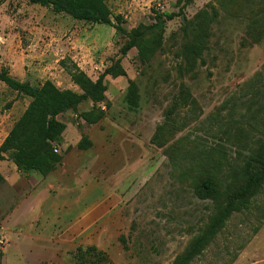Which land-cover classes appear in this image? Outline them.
<instances>
[{
  "label": "rangeland",
  "instance_id": "1",
  "mask_svg": "<svg viewBox=\"0 0 264 264\" xmlns=\"http://www.w3.org/2000/svg\"><path fill=\"white\" fill-rule=\"evenodd\" d=\"M129 2L107 0L122 34L58 17L65 28L52 36L51 9L0 0V74L40 88L49 74L33 66L45 58L66 69L58 88L81 94L69 74L77 64L36 53L72 49L73 35L101 49L95 62L106 67V101L59 117L63 161L47 176L53 197L75 205L76 237L63 221L55 240L24 243L37 264H264V187L235 206L264 145V0H155L133 19ZM29 104L0 81V146ZM29 189L0 185V224Z\"/></svg>",
  "mask_w": 264,
  "mask_h": 264
},
{
  "label": "trees",
  "instance_id": "2",
  "mask_svg": "<svg viewBox=\"0 0 264 264\" xmlns=\"http://www.w3.org/2000/svg\"><path fill=\"white\" fill-rule=\"evenodd\" d=\"M32 5L51 9L56 15L69 17L77 22L92 25H106L123 33L122 19L117 22L107 5V0H27ZM116 22V24L114 23ZM120 22V23H119ZM70 77L81 94L71 90H61L52 81H46L40 88L23 83L9 74H0V81L10 90L30 99V104L22 117L15 123L8 137L0 146V163L11 161L24 174H38L47 177L62 164L63 156L55 152L62 144L65 124L59 119L65 113L78 111L80 105L90 100L95 105L106 101L102 74L96 83L87 75L74 68ZM87 120V115H83ZM0 173V185L4 183ZM204 190L216 193L210 182L203 184ZM264 187V145L253 150V159L246 167L245 183L237 193L235 206L246 207L249 200L261 193ZM230 210L218 219L222 224Z\"/></svg>",
  "mask_w": 264,
  "mask_h": 264
},
{
  "label": "crops",
  "instance_id": "3",
  "mask_svg": "<svg viewBox=\"0 0 264 264\" xmlns=\"http://www.w3.org/2000/svg\"><path fill=\"white\" fill-rule=\"evenodd\" d=\"M129 1L127 9L133 19L137 14H145L144 12L146 11V8L155 0ZM58 17L61 18L65 16L54 14L47 25L48 30L50 28L52 36L57 35L53 31H57L59 27L60 32L65 28V25H63L62 22H59ZM91 37L99 40L100 37L97 29L95 35H92ZM75 39L74 35L69 38V41H72V49H37L36 53L38 55L40 53L45 55V53L50 52L54 56H59L61 54L60 61H57V65L61 60L69 59L77 64L76 66L80 72L87 75V77L93 81L91 77L93 76L94 68L98 65L95 61L99 58L97 52L101 51V49L84 48V43ZM106 41L107 40H104L103 45L100 47L97 46V48L105 47L108 44ZM63 55H65V57ZM47 57L50 58V55H47ZM46 60L47 59L44 58L42 63L37 64V67L32 65L34 68L33 70L38 71L40 74H42V72L43 74H49V77L45 79V82L52 81L57 87L61 88L63 85L59 82L56 83L55 80L59 79L61 77L60 72L62 73L66 71V69L59 64L57 66L58 68L55 69L56 71H52V67H50L49 64H46ZM97 77L100 76L96 75L95 78ZM80 108H82V106ZM65 136L66 132L63 137L65 138ZM0 173L4 178V183H7L8 186L14 187L19 183H27L30 188L27 199L22 200L13 210V215L11 214L5 217L0 224V228L5 231L9 238V244L3 252V264H37L39 262L37 250L33 249L31 245L25 244L23 241L24 238L55 240L56 237H60L59 232V234H54V231H56L55 229L58 227V230L63 221L70 223L73 221V228L70 226L69 235L67 236L71 239L72 235H76L78 229L75 217L76 214H74L76 210L74 207L75 205L66 202V205L62 206L58 201V198L53 197L52 191L59 189V187L51 177H43L38 174H31L29 176L22 175L18 172L17 167L8 160L0 163ZM68 193L71 194V190H69ZM72 213L74 216H71ZM73 217L74 220H70ZM16 227L22 230L19 233H14L13 229ZM34 244H36V242H34Z\"/></svg>",
  "mask_w": 264,
  "mask_h": 264
},
{
  "label": "built area",
  "instance_id": "4",
  "mask_svg": "<svg viewBox=\"0 0 264 264\" xmlns=\"http://www.w3.org/2000/svg\"><path fill=\"white\" fill-rule=\"evenodd\" d=\"M105 64L101 63L100 65H96L94 68L93 76L91 77L93 79V82H97L99 80V77L95 78L96 75L99 76L102 74L105 70ZM56 153H58V149L55 150ZM9 244V238L8 235L5 233L3 229L0 228V252H4Z\"/></svg>",
  "mask_w": 264,
  "mask_h": 264
}]
</instances>
